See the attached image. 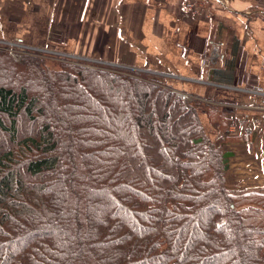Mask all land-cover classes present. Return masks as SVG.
I'll return each mask as SVG.
<instances>
[{"label":"trees","instance_id":"obj_1","mask_svg":"<svg viewBox=\"0 0 264 264\" xmlns=\"http://www.w3.org/2000/svg\"><path fill=\"white\" fill-rule=\"evenodd\" d=\"M195 105L131 69L0 50V264H264V186L226 184L224 145L248 139L206 105L210 140Z\"/></svg>","mask_w":264,"mask_h":264},{"label":"crops","instance_id":"obj_2","mask_svg":"<svg viewBox=\"0 0 264 264\" xmlns=\"http://www.w3.org/2000/svg\"><path fill=\"white\" fill-rule=\"evenodd\" d=\"M193 1L199 9L194 16L182 9L181 0H0V38L181 77L164 83L200 107L226 109L232 136L248 139L224 145L230 153L229 189L263 187L264 134L253 140L246 133L249 122L263 115L244 107L247 96L219 86L264 89V0ZM213 44L220 46L221 57L205 70L201 60ZM206 121L216 136L208 138L219 143L217 122L207 114Z\"/></svg>","mask_w":264,"mask_h":264},{"label":"built area","instance_id":"obj_3","mask_svg":"<svg viewBox=\"0 0 264 264\" xmlns=\"http://www.w3.org/2000/svg\"><path fill=\"white\" fill-rule=\"evenodd\" d=\"M182 9L189 15H196L199 11L198 6L193 0H181ZM0 50L24 54V55H33L38 57H43L51 60L69 62L76 65H82L85 67H97V68H121L128 69L125 67H119L111 64H106L103 62H98L88 58L72 55L65 52L49 50L46 48H37L30 45H26L20 40H6L0 38ZM221 57V48L218 44H213L210 52L204 56L201 60V66L205 70L211 69V67L218 63ZM132 71H137L140 73L148 74L152 77L153 80L160 81L164 84L166 80H179L182 81L181 77L172 74L164 73H148L143 70L131 69ZM200 84L207 85L203 80L197 81ZM225 92H234L247 96L250 99V103L244 105V107L256 113L263 115L261 118H253L246 129L247 135L254 139H257L259 136H262L264 130V89L261 87H248V88H236V87H224L219 86ZM229 133H233V127L228 129Z\"/></svg>","mask_w":264,"mask_h":264},{"label":"rangeland","instance_id":"obj_4","mask_svg":"<svg viewBox=\"0 0 264 264\" xmlns=\"http://www.w3.org/2000/svg\"><path fill=\"white\" fill-rule=\"evenodd\" d=\"M119 67H121V66H119ZM122 67H124V66H122ZM126 68V67H125ZM195 107H196V109H197V111H198V114H199V117L201 118V122H202V124H203V127H204V130H205V132H206V135L210 138V139H213L214 137L216 138V136H215V133L213 132V130H211L210 128H209V125H208V123H207V121H206V109L204 108V107H200L199 105H195ZM256 118H260V117H256ZM230 122H231V120H230ZM231 124V126L233 127L234 125H233V123H230ZM230 124L228 125V126H230ZM229 132V131H228ZM234 133H229V135H233ZM263 134H264V131H263ZM263 134H262V136H263ZM260 137L261 136H259L258 138L260 139ZM258 139V140H259ZM245 186H255V187H258V186H260L258 183H253V184H250V185H248V184H246ZM228 188H230L229 186H227Z\"/></svg>","mask_w":264,"mask_h":264}]
</instances>
